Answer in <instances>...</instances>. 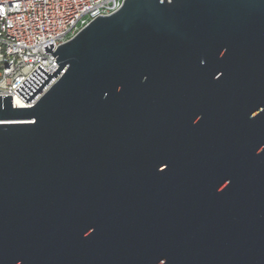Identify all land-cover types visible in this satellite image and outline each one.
Here are the masks:
<instances>
[{
    "label": "water",
    "instance_id": "obj_1",
    "mask_svg": "<svg viewBox=\"0 0 264 264\" xmlns=\"http://www.w3.org/2000/svg\"><path fill=\"white\" fill-rule=\"evenodd\" d=\"M53 47L0 96V264H264V0H125Z\"/></svg>",
    "mask_w": 264,
    "mask_h": 264
},
{
    "label": "built area",
    "instance_id": "obj_2",
    "mask_svg": "<svg viewBox=\"0 0 264 264\" xmlns=\"http://www.w3.org/2000/svg\"><path fill=\"white\" fill-rule=\"evenodd\" d=\"M125 0H0V96H11L13 108L31 107L14 91L40 65L49 75L57 69L52 52L97 17L117 12Z\"/></svg>",
    "mask_w": 264,
    "mask_h": 264
},
{
    "label": "flooded vegetation",
    "instance_id": "obj_3",
    "mask_svg": "<svg viewBox=\"0 0 264 264\" xmlns=\"http://www.w3.org/2000/svg\"><path fill=\"white\" fill-rule=\"evenodd\" d=\"M259 78L258 83L257 80L248 79L243 86H247V94L250 96L252 93L257 92L258 99L255 100L258 102V112L251 113L249 112L250 106H245L247 109L245 119V127L243 131L245 135H247L246 145L251 147L255 145L259 149L264 148V73L260 77V75H254ZM248 84V85H247ZM254 84V85H253ZM250 86H254V88H250ZM233 97V96H232ZM249 97H246L248 100ZM230 117V116H229ZM233 119L232 117H230Z\"/></svg>",
    "mask_w": 264,
    "mask_h": 264
}]
</instances>
